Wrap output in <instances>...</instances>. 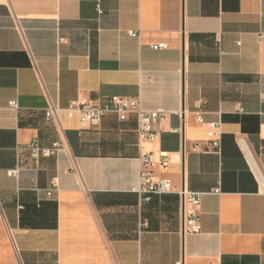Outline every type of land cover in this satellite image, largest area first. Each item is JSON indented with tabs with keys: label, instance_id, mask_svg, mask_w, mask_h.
Here are the masks:
<instances>
[{
	"label": "crops",
	"instance_id": "crops-1",
	"mask_svg": "<svg viewBox=\"0 0 264 264\" xmlns=\"http://www.w3.org/2000/svg\"><path fill=\"white\" fill-rule=\"evenodd\" d=\"M113 96L165 112L154 141L138 144L134 115L64 113ZM32 140L65 149L9 177ZM148 153L168 159L173 191L140 201ZM262 184L264 0H0V264H264ZM179 191L201 194L197 234Z\"/></svg>",
	"mask_w": 264,
	"mask_h": 264
},
{
	"label": "built area",
	"instance_id": "built-area-1",
	"mask_svg": "<svg viewBox=\"0 0 264 264\" xmlns=\"http://www.w3.org/2000/svg\"><path fill=\"white\" fill-rule=\"evenodd\" d=\"M129 35L137 37L138 33L130 31ZM62 39H59V43ZM165 44L152 46L153 50L165 49ZM205 102L198 101V108L195 111V120L203 123ZM9 108L17 110L18 107L14 101L8 104ZM60 109L56 105L50 104L44 111L47 120L58 123V113ZM64 113L70 119L76 118L82 124H97L105 115L113 114L119 121H124L129 115H134L136 119V137L138 144L141 142H152L157 138V133L153 130L155 123H161L165 120V112L161 109L147 111L141 107L139 99H130L125 97L113 96L108 98L103 104H97L83 99L70 101ZM178 132V130H174ZM207 140L212 149L220 146L221 124L212 122L207 125ZM65 146L61 141L53 143L50 147H41L36 140H32L25 145L15 147L16 164L8 171L9 177L17 178L19 172L24 166L37 163L41 158L51 157L64 151ZM139 171L135 193L140 201H148L154 195L167 194L173 191L169 174V162L165 156L156 157L153 154H140L137 158ZM264 187V184H262ZM56 185L52 183L46 190V195L50 196L55 191ZM32 190L38 191V187L33 186ZM214 192H217L215 190ZM178 194L187 201L188 206L184 213L183 232L197 234L200 232L199 206L201 194L191 191H179ZM141 226H146L142 223ZM176 264H182L177 262Z\"/></svg>",
	"mask_w": 264,
	"mask_h": 264
}]
</instances>
